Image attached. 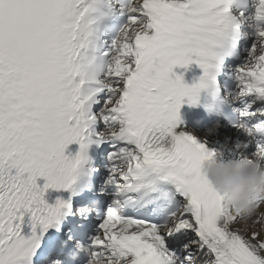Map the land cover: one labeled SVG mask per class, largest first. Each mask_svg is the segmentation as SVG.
I'll list each match as a JSON object with an SVG mask.
<instances>
[{
    "label": "snow or ice",
    "instance_id": "6c2138e0",
    "mask_svg": "<svg viewBox=\"0 0 264 264\" xmlns=\"http://www.w3.org/2000/svg\"><path fill=\"white\" fill-rule=\"evenodd\" d=\"M201 92L243 139L183 126ZM222 147L264 164V0H0V264H264V193L203 176Z\"/></svg>",
    "mask_w": 264,
    "mask_h": 264
},
{
    "label": "clouds",
    "instance_id": "9594fccd",
    "mask_svg": "<svg viewBox=\"0 0 264 264\" xmlns=\"http://www.w3.org/2000/svg\"><path fill=\"white\" fill-rule=\"evenodd\" d=\"M142 28L133 27L135 33ZM219 125L209 131L215 134ZM113 130L104 133L112 134ZM204 178L211 187L224 197L237 214L251 215L257 209L255 201L258 194L264 193V164L259 160L247 158H228L218 151L212 159L205 160L202 165Z\"/></svg>",
    "mask_w": 264,
    "mask_h": 264
},
{
    "label": "bare ground",
    "instance_id": "6f19581e",
    "mask_svg": "<svg viewBox=\"0 0 264 264\" xmlns=\"http://www.w3.org/2000/svg\"><path fill=\"white\" fill-rule=\"evenodd\" d=\"M191 134H193L195 137L197 138H204L205 136H202L201 134H204L203 132H195L193 130H188ZM207 132H205L206 134ZM210 143H212L214 146L216 147H220L221 145H225L228 142L230 143L231 141H235L238 139L236 137H232L224 132H222V130H220L218 133L215 134V138L214 137H210ZM216 139H218V141L216 142ZM233 143V145H234ZM229 147H231V143L228 144ZM221 151L224 152V155L228 158H232V155L230 154V152L228 151V148H221Z\"/></svg>",
    "mask_w": 264,
    "mask_h": 264
},
{
    "label": "rangeland",
    "instance_id": "374dc122",
    "mask_svg": "<svg viewBox=\"0 0 264 264\" xmlns=\"http://www.w3.org/2000/svg\"><path fill=\"white\" fill-rule=\"evenodd\" d=\"M205 132H207V131H204V132H203L204 134H201V135H202V136H205V135H206ZM213 137L215 138V135H214ZM217 141H218V139H216V142H217ZM230 143H231V145H233L234 141H231ZM230 143L228 142L227 145L230 144ZM232 158H233V157H232Z\"/></svg>",
    "mask_w": 264,
    "mask_h": 264
}]
</instances>
